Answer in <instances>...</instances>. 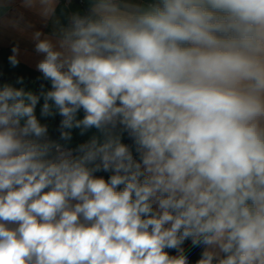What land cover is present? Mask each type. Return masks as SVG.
<instances>
[{"label": "clouds", "instance_id": "obj_1", "mask_svg": "<svg viewBox=\"0 0 264 264\" xmlns=\"http://www.w3.org/2000/svg\"><path fill=\"white\" fill-rule=\"evenodd\" d=\"M59 3L0 83V264H264V0Z\"/></svg>", "mask_w": 264, "mask_h": 264}, {"label": "crops", "instance_id": "obj_2", "mask_svg": "<svg viewBox=\"0 0 264 264\" xmlns=\"http://www.w3.org/2000/svg\"><path fill=\"white\" fill-rule=\"evenodd\" d=\"M86 3L81 6L77 1L71 0L66 4L60 0L56 8V16L62 23H67V17L77 10H84ZM15 25V27L13 26ZM41 30L45 34L53 31L51 20L45 22L37 10L24 7L23 0H0V83H15L18 76L25 78L27 88L37 90L40 81L39 73L35 70V63L39 59L33 51L32 32ZM19 44L21 49L20 64L12 68L8 63V56L14 44ZM19 87V85H17ZM53 131L56 121H53ZM196 255V251L191 253Z\"/></svg>", "mask_w": 264, "mask_h": 264}, {"label": "built area", "instance_id": "obj_3", "mask_svg": "<svg viewBox=\"0 0 264 264\" xmlns=\"http://www.w3.org/2000/svg\"><path fill=\"white\" fill-rule=\"evenodd\" d=\"M71 0H65V3L68 4L70 3ZM77 3H79L81 6L85 5V0H75Z\"/></svg>", "mask_w": 264, "mask_h": 264}]
</instances>
